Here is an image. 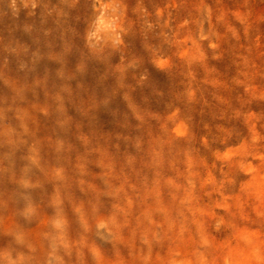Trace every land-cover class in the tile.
Segmentation results:
<instances>
[{"label": "rangeland", "instance_id": "1", "mask_svg": "<svg viewBox=\"0 0 264 264\" xmlns=\"http://www.w3.org/2000/svg\"><path fill=\"white\" fill-rule=\"evenodd\" d=\"M9 254L264 264V0H0Z\"/></svg>", "mask_w": 264, "mask_h": 264}, {"label": "clouds", "instance_id": "2", "mask_svg": "<svg viewBox=\"0 0 264 264\" xmlns=\"http://www.w3.org/2000/svg\"><path fill=\"white\" fill-rule=\"evenodd\" d=\"M56 227H57V228L62 227L60 221H57V223H56ZM23 258H24V257H23V254H19V259L22 260ZM9 264H18L17 260L11 258V254H9Z\"/></svg>", "mask_w": 264, "mask_h": 264}, {"label": "bare ground", "instance_id": "3", "mask_svg": "<svg viewBox=\"0 0 264 264\" xmlns=\"http://www.w3.org/2000/svg\"><path fill=\"white\" fill-rule=\"evenodd\" d=\"M28 1H32V0H28ZM54 0H47V2L48 3H52ZM86 33H88V31L86 32ZM96 34V33H95ZM105 34V33H104ZM87 37H88V39H89V42L92 44V45H97V43L93 40V39H91L88 35H87Z\"/></svg>", "mask_w": 264, "mask_h": 264}]
</instances>
